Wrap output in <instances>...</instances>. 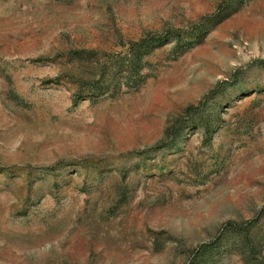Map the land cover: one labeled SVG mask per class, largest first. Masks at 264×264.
I'll return each mask as SVG.
<instances>
[{"label": "rangeland", "instance_id": "1", "mask_svg": "<svg viewBox=\"0 0 264 264\" xmlns=\"http://www.w3.org/2000/svg\"><path fill=\"white\" fill-rule=\"evenodd\" d=\"M0 264H264V0H0Z\"/></svg>", "mask_w": 264, "mask_h": 264}]
</instances>
